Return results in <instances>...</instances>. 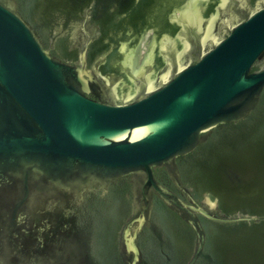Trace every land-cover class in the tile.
I'll use <instances>...</instances> for the list:
<instances>
[{
    "label": "water",
    "instance_id": "water-1",
    "mask_svg": "<svg viewBox=\"0 0 264 264\" xmlns=\"http://www.w3.org/2000/svg\"><path fill=\"white\" fill-rule=\"evenodd\" d=\"M173 1L0 0V264H264V0Z\"/></svg>",
    "mask_w": 264,
    "mask_h": 264
},
{
    "label": "flooded vegetation",
    "instance_id": "flooded-vegetation-1",
    "mask_svg": "<svg viewBox=\"0 0 264 264\" xmlns=\"http://www.w3.org/2000/svg\"><path fill=\"white\" fill-rule=\"evenodd\" d=\"M115 3L114 24L118 42L138 45L142 41L151 45L178 28L170 22V0H115ZM214 6L211 1L202 3L200 9L209 12Z\"/></svg>",
    "mask_w": 264,
    "mask_h": 264
}]
</instances>
